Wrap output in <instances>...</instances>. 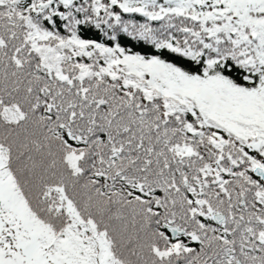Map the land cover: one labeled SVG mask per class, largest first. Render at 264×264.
Segmentation results:
<instances>
[{
	"label": "snow or ice",
	"instance_id": "1",
	"mask_svg": "<svg viewBox=\"0 0 264 264\" xmlns=\"http://www.w3.org/2000/svg\"><path fill=\"white\" fill-rule=\"evenodd\" d=\"M0 264H264V0H0Z\"/></svg>",
	"mask_w": 264,
	"mask_h": 264
}]
</instances>
